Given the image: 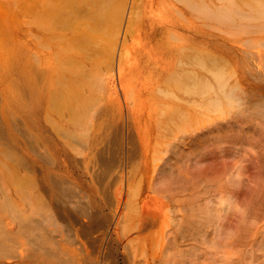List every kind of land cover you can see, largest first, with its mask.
I'll return each instance as SVG.
<instances>
[{
  "label": "rangeland",
  "instance_id": "obj_1",
  "mask_svg": "<svg viewBox=\"0 0 264 264\" xmlns=\"http://www.w3.org/2000/svg\"><path fill=\"white\" fill-rule=\"evenodd\" d=\"M249 3L259 19L243 16ZM9 6L0 0V26L13 27L0 37V264H264V0H113L85 87L34 53L26 70L23 13ZM179 84L196 101L169 120ZM226 198L233 233L217 249L195 217Z\"/></svg>",
  "mask_w": 264,
  "mask_h": 264
},
{
  "label": "bare ground",
  "instance_id": "obj_2",
  "mask_svg": "<svg viewBox=\"0 0 264 264\" xmlns=\"http://www.w3.org/2000/svg\"><path fill=\"white\" fill-rule=\"evenodd\" d=\"M14 4L15 6L17 5L16 9H20V11H22L23 13L25 25L22 28V30L26 39H28L25 43V48L27 49V57L25 60L26 70L27 71L30 70L31 53H34L39 58L38 62L40 64L45 62L46 67L50 71H55L56 74L58 75L64 73L63 76L68 85L69 84L80 85L81 82L83 83L81 85L85 87V85L88 84L87 82H89L88 80L90 76H92L91 75L92 72L95 70L94 62L96 64L97 61H95L96 59L94 60L93 55L98 54L97 52L101 42L100 41L101 38H99L98 41L97 37L101 36V32L105 28V20L108 15L107 13L113 9V0H10L9 8L11 11H16V9L13 10ZM19 4L21 7H19ZM95 4L97 5L94 6L95 7L94 10H92L93 9L92 6ZM249 5L251 6V10L242 9L243 16L250 18L249 20L252 21L259 19V16H257V10L252 8L253 7L252 4L249 3ZM81 7L86 8V10L84 11L86 12L84 13L86 15L83 16V18L81 17V15H79L77 11V9L79 8L82 9ZM179 13L183 14V10L179 9ZM247 24H249V21H247ZM7 26L10 27L11 29L13 28L9 26V24H3V27L0 26V37L4 36L2 30L3 29L6 30ZM71 27L73 28L72 32L69 31V29H72ZM118 27L120 28V26ZM98 31L99 33H97ZM112 32L114 36L115 35L117 36L118 29H116L115 32L114 30ZM13 34L17 36L18 32L14 30ZM120 35H121V31H120ZM31 40L34 41L33 47L31 46V43H29V41ZM213 43L221 45L220 42L219 43L213 42ZM110 44L112 47H114L115 45V43L112 45V42ZM116 46L117 45H115V47ZM182 48H185V46L180 44L178 46L179 53H177L179 56L178 57L179 62H183L184 60L183 58L184 49L182 50ZM7 51L9 54L14 53L13 50L11 49H7ZM237 51L238 50L234 48L224 50L219 55V59H221L223 62L234 60L237 57L236 55ZM114 52L117 53L115 48H114ZM206 52H208V50H206ZM109 53L110 50L108 51V54L106 56H109V59L115 62L116 55L115 54L113 55V52H111V54L114 56L113 57ZM44 55L47 56L46 59L43 57ZM109 63L111 62L109 61ZM111 64L113 65V63ZM182 66L184 67V65H181V67ZM58 68H60V70ZM65 70L67 72L66 75H65ZM85 70H87L88 72H86ZM112 70H114V65L112 66ZM97 73L99 74L98 71ZM101 76L98 75V77L101 80H103L101 81L103 84L102 85L100 84V86L98 84L99 88H97L98 86L96 87L94 83V86L98 89L97 93L104 92L107 87V82H105L104 77ZM92 78L94 79V77ZM79 85L78 87H80ZM178 89H179L178 92L174 90V95H173L174 97L177 98L178 104H176V107L172 111L167 113L166 118H168L169 120L177 121L179 118L184 119L189 104L193 105V103L196 101V100H189L187 97L181 94L182 92L181 84H179ZM94 90L93 92L95 93ZM115 104L119 109L121 102L118 101ZM194 136L196 135L191 134L189 137L194 138ZM233 207L234 205L231 199L226 198L222 202H217L215 200L209 201V205H207V208L201 210L197 214V217H195V222L201 223V225H203V229L201 228V226L197 227L198 235H200L205 239L208 238L209 235L211 236L214 235L212 240L216 238L213 244H216V246L219 247L217 249H220L221 242L224 239L222 238V236H224V234L230 235V232H232L233 228L231 227L225 228L224 220L222 219L223 216L230 209H233ZM192 226L195 227V223H192ZM242 227L245 228V226ZM207 233L210 234L207 235ZM229 237H225V239H229Z\"/></svg>",
  "mask_w": 264,
  "mask_h": 264
}]
</instances>
